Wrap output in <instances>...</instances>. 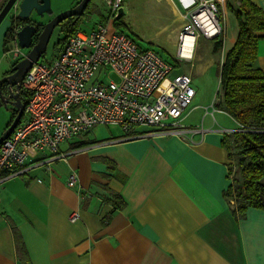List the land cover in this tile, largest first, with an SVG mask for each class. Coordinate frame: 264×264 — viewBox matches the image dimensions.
<instances>
[{
    "label": "crops",
    "instance_id": "1",
    "mask_svg": "<svg viewBox=\"0 0 264 264\" xmlns=\"http://www.w3.org/2000/svg\"><path fill=\"white\" fill-rule=\"evenodd\" d=\"M250 1L264 9V0ZM225 3L222 46L219 52L212 47L220 63L239 30L233 13L239 2ZM7 27L0 31V52ZM253 66L264 72V38ZM216 110L234 126L219 123L206 105L190 103L179 123L183 136L97 125L62 142L63 158L38 164L46 154L30 152L25 172L0 184V264H264V210L249 207L236 216L224 197L231 159L221 141L237 123L222 106ZM207 116L213 121L204 124ZM84 138L89 143L75 147ZM112 193L123 208H115Z\"/></svg>",
    "mask_w": 264,
    "mask_h": 264
},
{
    "label": "built area",
    "instance_id": "2",
    "mask_svg": "<svg viewBox=\"0 0 264 264\" xmlns=\"http://www.w3.org/2000/svg\"><path fill=\"white\" fill-rule=\"evenodd\" d=\"M104 1L109 9L106 22L87 32L77 30L50 59L38 60L26 72L20 85L31 95L19 123L0 143V184L25 172L30 152L46 154L38 164L63 158L62 142L97 125L116 124L125 133L146 127L150 130L145 136H183L186 132L179 123L195 95L191 77L176 74L160 90L173 65L152 48L139 47L115 27L123 0ZM171 1L183 22L176 58L191 61L199 38L222 36L219 6L223 0ZM187 38L192 39L189 55L183 53ZM7 52L13 59L25 57L16 40ZM110 74L117 79L108 78ZM18 91L10 87L12 95ZM75 182L71 175L68 186ZM76 216L72 213L71 218Z\"/></svg>",
    "mask_w": 264,
    "mask_h": 264
},
{
    "label": "trees",
    "instance_id": "3",
    "mask_svg": "<svg viewBox=\"0 0 264 264\" xmlns=\"http://www.w3.org/2000/svg\"><path fill=\"white\" fill-rule=\"evenodd\" d=\"M237 1L238 9L233 10V13L238 23V35L233 47L226 52L223 62L219 63V90L216 97L217 106H222L237 123V130L225 133L221 143L229 159L236 158L240 175L231 179V184L224 191V197L228 203L233 202V214L242 216L249 207L264 210V72L253 66L257 57L258 41L264 38L260 34L264 33V9L250 0ZM86 8L74 22L69 20L59 25L64 34L58 41L59 46L78 30L82 17L90 14ZM24 23L23 20H16V23L12 22L7 28L3 35L4 52L11 48L6 47L8 42L13 44L15 25ZM115 25L119 26L117 22ZM38 27L39 30L42 29V25ZM221 46L222 37L214 41L213 51L219 52ZM10 73L12 71L6 75ZM30 95L24 87L19 90V98L24 105ZM15 114L12 113L9 124ZM87 143L89 142L84 138L75 147ZM110 200L115 208L121 209L125 205L118 194L112 193ZM14 238L19 246L20 239L15 229Z\"/></svg>",
    "mask_w": 264,
    "mask_h": 264
},
{
    "label": "rangeland",
    "instance_id": "4",
    "mask_svg": "<svg viewBox=\"0 0 264 264\" xmlns=\"http://www.w3.org/2000/svg\"><path fill=\"white\" fill-rule=\"evenodd\" d=\"M75 1L50 0L53 14L69 9ZM88 4L86 11H89L90 14L82 17L77 27L78 30L85 32L91 30L99 22H106L109 15V9L104 0H90ZM224 7H226L225 0ZM122 8L123 12L117 20L119 26L115 25V27L130 35L139 47L152 48L173 65L170 77L161 83L159 89H164L176 74L189 75L192 79L191 85L196 91L191 105L198 103L206 105L209 112H213L214 119L218 120L219 123L233 127V121L224 112L218 113L216 110L220 54L212 51L215 40L199 38L192 60L178 61L176 58L178 33L183 22L181 16L168 0H123ZM219 8L221 9V6ZM9 15L10 13L0 23V31L7 27ZM63 35L59 25L53 29L46 51L39 61L50 59L57 52L61 46H59L58 41L63 38ZM12 45L8 42L6 47L10 48ZM21 50L27 52V49ZM1 51L0 79L4 73L11 70L13 64L19 61V59H13L9 52H4L3 49ZM108 78L117 79V76L110 74ZM213 103H215V110ZM12 113L10 105L7 107L5 105L0 106V135L3 133V124L11 117ZM196 118L200 122V116ZM209 121H213V117L207 116L204 119V124ZM230 167L231 179L240 177L235 157L231 160ZM230 205L233 207V204Z\"/></svg>",
    "mask_w": 264,
    "mask_h": 264
},
{
    "label": "water",
    "instance_id": "5",
    "mask_svg": "<svg viewBox=\"0 0 264 264\" xmlns=\"http://www.w3.org/2000/svg\"><path fill=\"white\" fill-rule=\"evenodd\" d=\"M89 1L81 0L76 6L56 14L44 24V14L47 17L53 15L50 0H6L0 9V23L10 13L8 27H10L12 22L16 23V20L25 21L24 24L15 25L14 41H17L21 49H27L25 57L13 64L10 70L12 73L0 79V106L5 105L7 107L8 103L12 104L14 108L10 109L16 113L11 123L0 135V143L12 133L19 123L24 109V104L20 100L19 94L12 95L10 87L14 85L16 89H20V83L26 72L33 63L37 62L44 55L53 29L66 18L80 16ZM36 15L40 17L37 22L32 20L33 16L36 17ZM38 25H42L41 30H39Z\"/></svg>",
    "mask_w": 264,
    "mask_h": 264
},
{
    "label": "flooded vegetation",
    "instance_id": "6",
    "mask_svg": "<svg viewBox=\"0 0 264 264\" xmlns=\"http://www.w3.org/2000/svg\"><path fill=\"white\" fill-rule=\"evenodd\" d=\"M80 1H81V0H76L75 3H74L70 8L76 6ZM87 5H88V4H87ZM33 14H34V13H33ZM55 15H56V14H53V15L47 17L46 14H44V17H43V19H44L43 24L46 23V22H48V21H49L50 19H52V17L55 16ZM39 18H40V17L36 15V17L33 16L32 20L35 21V22H37V21H39ZM76 19H77V16H71V17H69V18H66V19L63 20L62 22H60L58 25L62 24V23L65 22V21H69V20H71V21L74 22V20H76ZM32 20H31V22H32ZM58 25H57V26H58ZM11 87H12V88H16L14 85H12ZM20 89H21V87H20ZM20 89H19V90H20ZM18 94H19V91H18Z\"/></svg>",
    "mask_w": 264,
    "mask_h": 264
},
{
    "label": "bare ground",
    "instance_id": "7",
    "mask_svg": "<svg viewBox=\"0 0 264 264\" xmlns=\"http://www.w3.org/2000/svg\"><path fill=\"white\" fill-rule=\"evenodd\" d=\"M191 41H192L191 38H187L186 41H185L186 44H185V48H184L183 53L186 54V55H189L190 54Z\"/></svg>",
    "mask_w": 264,
    "mask_h": 264
}]
</instances>
